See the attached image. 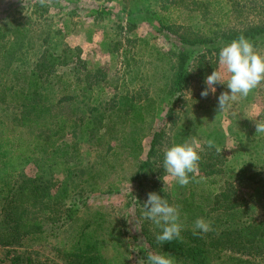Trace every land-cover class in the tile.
<instances>
[{
  "label": "rangeland",
  "instance_id": "rangeland-1",
  "mask_svg": "<svg viewBox=\"0 0 264 264\" xmlns=\"http://www.w3.org/2000/svg\"><path fill=\"white\" fill-rule=\"evenodd\" d=\"M159 7L155 0H0V138H8L20 157L28 155L26 147L32 140L45 137L18 126L25 75L45 50L56 52L63 45L81 50L86 67L81 75L88 76L80 85L92 90L89 95L78 93L87 104L111 100L118 104L127 96L143 106L139 116L119 119L114 154L104 155L105 146L96 151L92 144L80 143L76 167L82 172L73 179L74 193L66 203V207L75 204L78 219L68 228L54 229L55 236L25 244L41 259L63 263L56 251L60 244L69 246V238L86 219L91 224L87 232L98 237L101 250L117 264H147L149 254H170L169 243L156 240L163 224L144 216L147 194L155 192L169 205L179 206L183 239L172 242L203 246L212 252L209 264H264V133L256 134L255 127V122L264 120V83L220 113L218 96L230 91L226 85L217 84L214 95L201 96L206 77L220 68V51L207 52L217 42L195 46L180 41L206 36L216 22L230 29L264 23V0L212 3L206 18L197 11ZM170 25L193 32L163 29ZM250 42L264 55V36ZM184 53L189 58V79L179 99L170 104L169 88ZM155 131L160 136L150 158L152 171L140 183L134 177L138 162L128 157L120 137H138L142 161ZM193 137L201 144V159L189 174L196 179L182 187L164 170V156L172 146ZM208 139L215 140L219 154L208 148ZM96 153L105 158L97 159ZM12 161L16 173L34 175L33 165ZM75 164L69 167L74 169ZM62 174L56 178L63 179ZM198 218L211 222L212 230L195 229ZM44 228L50 233V225ZM175 264L181 263L175 259Z\"/></svg>",
  "mask_w": 264,
  "mask_h": 264
},
{
  "label": "trees",
  "instance_id": "trees-1",
  "mask_svg": "<svg viewBox=\"0 0 264 264\" xmlns=\"http://www.w3.org/2000/svg\"><path fill=\"white\" fill-rule=\"evenodd\" d=\"M155 1L159 3V9L162 11L172 6L176 10L201 12L203 18H206L210 4L220 5L222 2L226 4L231 0ZM232 4H235L234 1ZM233 12H236V9H233ZM230 14L231 11H228L227 16ZM163 27L168 32H171L170 27L183 29L177 25ZM184 31L193 32L192 29H183ZM175 32L173 34H176ZM241 34L249 41L260 40L264 36V23L251 24L245 29H230L223 27V23L216 22L206 36L202 35L192 41L188 39L180 41L195 46L205 44L210 46L217 42L211 48L213 51L207 52L218 53ZM188 60L184 53L169 88L170 104L179 99L178 94L188 82ZM85 68L81 50L63 45L56 52L49 53L47 50L42 52L37 58L35 68L25 75L24 91L19 103L18 126L40 131L45 137L32 140L26 147L28 155L22 157L18 155L17 149L8 138H0V264H117L107 258L101 250L98 237L90 231L87 232L91 225L87 219L81 221L77 231L71 235L69 246L65 244L64 247L60 244V249L54 247L58 249L57 253H61L58 255L63 263L54 262L49 258L41 259L37 252L25 248L28 241L55 236L54 229L68 228L78 219L76 210L73 209L75 204L66 207V203L74 193L73 179L82 172L80 167H76L79 165L77 150L80 143L84 141L92 144L96 151L105 146L104 155L114 154L119 139L114 135L119 129L118 122H121L119 119L139 116L143 110L142 105L134 103L127 96L121 97L118 104H115L114 100L103 103L99 101L94 106L87 104L86 97L78 93L81 91L89 95L92 90L81 88L80 85L85 80L83 77L88 76L86 72L83 73L85 75H81ZM63 69L65 71H60ZM72 76H76V79L71 81ZM159 136L160 132L153 133L149 149L142 161L138 137L129 140L120 137L124 143L123 147L127 148L128 157L138 162L134 177L140 183L152 171L153 163L150 162V158L155 155ZM104 155L96 153L95 157L105 158ZM16 158L19 162L33 165L36 170L34 175H24L21 171L16 173L12 161ZM76 162V168L69 167V164ZM246 165L240 168L239 174L243 175ZM58 173H63V179L56 178ZM195 179L190 177V181ZM191 205L192 203H189V206ZM97 224H100L99 220ZM46 225H50V233L44 228ZM243 234H246V231H243ZM168 243L170 254L174 255L179 263L209 264L212 252L203 246L187 244L184 247L177 240Z\"/></svg>",
  "mask_w": 264,
  "mask_h": 264
},
{
  "label": "clouds",
  "instance_id": "clouds-1",
  "mask_svg": "<svg viewBox=\"0 0 264 264\" xmlns=\"http://www.w3.org/2000/svg\"><path fill=\"white\" fill-rule=\"evenodd\" d=\"M219 65L220 68L206 77L204 81L206 87L201 92V96L206 98L210 93L214 95L217 84L226 85L230 91H223L218 96L220 113L226 111L232 102L247 97L253 89L264 83V55L260 54L242 34L220 50ZM255 127L256 134L264 133V120L255 122ZM205 143L208 148H215L218 154L221 152L214 139H208ZM200 148V142L193 137L191 142L185 141L174 145L165 153L164 170L182 187L190 183L189 174L194 173L198 168L201 159ZM147 197V201L143 204L144 216L157 225L163 224L162 234L156 237L157 242L182 240L179 206L169 205L166 199L155 192H149ZM194 227L204 233L212 230L211 222L204 218H198ZM139 264L144 262L140 261ZM147 264H175V258L169 253L149 254Z\"/></svg>",
  "mask_w": 264,
  "mask_h": 264
}]
</instances>
